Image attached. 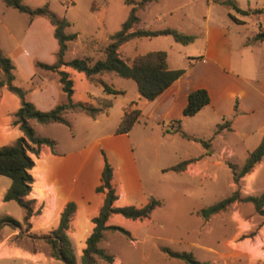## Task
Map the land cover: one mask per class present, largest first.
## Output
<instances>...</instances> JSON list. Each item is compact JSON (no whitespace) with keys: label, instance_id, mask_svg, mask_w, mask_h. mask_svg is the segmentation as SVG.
<instances>
[{"label":"rangeland","instance_id":"obj_1","mask_svg":"<svg viewBox=\"0 0 264 264\" xmlns=\"http://www.w3.org/2000/svg\"><path fill=\"white\" fill-rule=\"evenodd\" d=\"M223 1L158 0L137 12L138 28H169L196 37L188 45L175 43L170 36L139 38L118 50L128 63L138 55L165 52L170 69L185 70L173 89L147 101L139 96L132 80L103 75V81L121 93L109 96L112 106L96 119L68 113L65 118L69 126L29 122L36 135L55 142V153L44 148L37 164L45 173L46 183L53 185L58 204L67 198L78 205L68 231L76 264L93 227L89 216L101 203L100 194L96 195L94 189L99 184L102 153L115 168L124 206H144L150 196L162 202L148 220L129 221L120 216L110 219V225L129 233V237L119 232L104 233L99 247L113 257L112 264H184L166 256L162 248L191 252L197 261L207 264H264V217L252 204L236 202L207 220L199 215L201 209L236 190L241 198L264 192V157L237 184L233 176L264 136V42L244 46L247 40L252 42L256 33L264 31V14L243 16L221 5ZM233 1L242 10L264 8V0ZM23 3L31 9L47 5L55 16L70 23L65 33L77 37L68 44L66 62L102 60V49L130 11L124 0H23ZM29 20L27 15L6 7L0 0V49L15 66L14 86L23 90L26 100L31 102V93L40 84L41 74H52L56 79L57 76L34 67L44 55L39 49L41 45L33 42L32 33L28 35ZM204 40H228L231 61L227 71L204 58ZM30 73L36 77L32 79ZM73 81L77 102L83 99L94 102L92 97L106 96L100 86L87 82L79 73L74 74ZM200 88L207 91L210 103L196 115L184 117L187 95ZM61 94L56 86V103H65ZM20 105L16 95L7 93L0 104V123L14 119ZM135 108L140 117L131 131L116 135L122 115ZM176 121H180V129L187 135L205 141L212 139L210 154L181 173L167 169L201 157L206 150L199 143L173 133ZM223 122L227 127L215 135L217 126ZM15 139L0 135V148L12 146ZM29 198L36 201L35 208L42 207L41 214L30 219L29 228L23 223L24 210L15 202H6L7 206L0 210L9 211L21 223V229L8 226L0 229V250L4 252L0 264H64L51 257V249L43 239L57 223L41 224L45 203L31 194ZM10 248L24 251L23 257H19V251L12 257Z\"/></svg>","mask_w":264,"mask_h":264},{"label":"trees","instance_id":"obj_2","mask_svg":"<svg viewBox=\"0 0 264 264\" xmlns=\"http://www.w3.org/2000/svg\"><path fill=\"white\" fill-rule=\"evenodd\" d=\"M6 7L12 8L21 14H25L30 20L43 17L48 20L54 28L53 37L57 42L55 61L52 64L35 62L34 67L40 70L56 74L61 85V90L66 96V102L59 104L49 111L38 110L31 102L26 100V93L14 86L13 72L15 66L0 49V89L6 90L16 95L20 100V108L16 111L13 126H16L22 133L12 146L0 148V176L8 178L10 187L3 196V202H15L24 210L23 223L26 228L30 227V219L41 214L42 207L35 208L36 201L30 199L32 184L34 179L31 171L34 167V158H38L43 147H48L55 153V142L49 138L36 135L30 126V121H35L39 125L62 124L69 126L65 116L68 113H82L92 119H96L112 106L109 98H98L93 103L74 102L73 82L68 73L61 70L68 67L78 73L84 74L86 79L102 88L106 95L114 96L121 92L105 83L101 77L103 75H115L122 79L132 80L136 84L140 97L147 101H152L168 89L175 81L185 74V70H170L167 66V55L162 51H153L144 55L136 56L131 63L123 60L118 53L119 48L134 39L170 36L175 43L188 45L195 40V36L180 33L174 29L147 30L138 28L140 18L137 12L143 10L150 3L158 0H124V4L130 7L126 20L121 24L120 29L110 36L108 44L102 49L103 59L92 63L88 59H73L65 61L64 56L69 43L73 42L77 35L66 34L65 30L70 23L65 19H60L53 14L47 5L31 9L24 5L23 0H1ZM215 2V0H214ZM221 5L232 8L236 13L243 16L264 14V8L255 10H242L233 0H224ZM232 18V17H231ZM232 20L236 21L234 18ZM264 42V31H259L252 38V42L247 40L245 45L259 44ZM210 103V98L205 89H196L187 96V103L182 111L184 117L196 115L203 107ZM140 117V111L133 109L125 112L115 130L116 135L127 134ZM176 129L173 133L178 134L182 139L199 143L206 152L198 158L184 160L167 171L177 173L184 172L188 165L199 161L203 156L210 154V140H201L185 134L180 129V121H176ZM226 122L217 126L215 135L223 131L227 126ZM264 157V136L260 143L248 153L243 166L238 174L233 173L234 182L250 173L251 170L261 162ZM103 167L100 173L99 185L95 188V193L102 196V204L96 215L90 218L92 230L85 240V247L80 255L79 264H97L102 261L112 264L114 259L99 247L106 232H119L126 237L129 233L117 226H112L109 221L114 216L129 221H144L150 219L151 215L162 205L160 200L150 196L144 206H118L117 185L114 182V168L109 163L105 154L102 153ZM236 202H245L253 205L255 211L264 217V192L259 196L240 197L238 190L229 197L218 203L205 207L199 211V215L207 220L209 217L225 211ZM77 207L74 202H67L59 214L57 227L43 237L44 241L51 249V257L62 261L64 264H76L71 243L68 238V231L76 215ZM8 226L12 229H21V223L9 216L0 218V229ZM161 251L171 259H176L184 264H207L195 259L191 252H174L168 248Z\"/></svg>","mask_w":264,"mask_h":264},{"label":"crops","instance_id":"obj_3","mask_svg":"<svg viewBox=\"0 0 264 264\" xmlns=\"http://www.w3.org/2000/svg\"><path fill=\"white\" fill-rule=\"evenodd\" d=\"M3 29L6 33L10 34V31L8 30V28L6 26H3ZM53 31H54V28L50 25V23L48 22V20L46 18L38 17V18H35L33 20H29V22H28V35L32 33L31 35L33 37V42L38 44V45H41V48H39V49L41 50L42 54L44 55V58L42 59V61H39V62H42L45 64H52L55 61V52L57 51L58 46H57L56 40L53 37ZM204 42L206 45V51L204 53V58L206 57V58L210 59L220 69H222L223 71H227L230 67V61H231V59H230L231 54H230V48H229L228 40H204ZM244 46H246V45L244 44ZM21 47L24 48V44H22ZM67 49H68V46H67ZM20 59H22V58L20 57ZM33 65L31 67H33ZM167 66H168V64H167ZM168 69H170L169 66H168ZM61 70L69 74L70 79L73 82L72 100L74 102H77V99L75 97L76 91H75V84H74L73 79H74V74L78 73V72H76V71H74L68 67H62ZM170 70H176V69H170ZM79 74L84 76V74H82V73H79ZM29 76L33 79V77H36V74L30 73ZM104 76L101 77L102 80H103ZM84 78L87 82H89L85 76H84ZM178 81H179V79L177 81H175L165 91H169V90L173 89L175 87V85L178 83ZM91 84H93V83H91ZM56 86H57L58 91H60L61 85L58 81V77L56 79V77L53 76L52 74H49V75L48 74H45V75L41 74L40 84L37 85V87L31 93V103L40 111H49L52 108H54L55 106L59 105L60 102L56 103ZM101 91L103 92L102 88H101ZM61 92H62V90H61ZM7 93H10V92H8L6 90V88L0 89V104L1 105L6 100ZM61 97L63 99L65 98V102H66V96L64 93H63V96L61 94ZM92 98L95 99L94 102L90 101L89 99H83V102H81V103H93L94 104L96 102V99H98V98H109V95L97 96V97H92ZM62 102H64V101H61V104H63ZM13 120L14 119H12L8 123L7 122L0 123V135L2 138H6L8 136H15V138H16L15 140H17L18 138L22 137V133L18 130V128L16 126H12ZM44 148H46V147L42 148L40 156H41ZM33 160H34V167L31 171V174H32V177L34 179V182L32 184V190H31L30 194H31V196H33L37 200L44 201V203H45L44 212L42 213L39 222L41 224H46V223L51 221V222H54V224H56V223L58 224L59 214H60L62 208L64 207V205L67 202H70L71 200L66 198L63 201H61L60 204H58L57 195H56V192H55L53 185L46 183L45 173L42 170V168L37 164V158L33 157ZM102 167H103V160H102ZM102 167H101V170H102ZM101 170H100V173H101ZM256 172H257V169L255 170V174H256ZM99 178H100V176H99ZM114 182L117 185V192H118L117 205L118 206H124L125 204L121 203L122 194L120 192L119 183L116 181L115 168H114ZM10 184H11V182L8 178L0 176V210L7 206V203L3 202V196L6 193V191L8 190V188L10 187ZM94 192H95V189H94ZM96 195H98V194H96ZM99 196L101 199V203H100V205L97 206V210L94 211L95 213L90 215L89 218H91L97 214L99 207L102 204V196L101 195H99ZM76 207L78 209L77 202H76ZM0 214H1L0 218L5 217V216H9L12 218V215L9 211H6V210L0 211ZM18 222H20V221H18ZM18 251L20 252L19 257H23L22 253H24V251H22V250L15 249V248H10L8 250V252L10 253V255H12V257L14 255H16V253ZM1 254H4V252H2L0 250V255Z\"/></svg>","mask_w":264,"mask_h":264},{"label":"bare ground","instance_id":"obj_4","mask_svg":"<svg viewBox=\"0 0 264 264\" xmlns=\"http://www.w3.org/2000/svg\"><path fill=\"white\" fill-rule=\"evenodd\" d=\"M41 180H42V179H41ZM36 186H37V185H36ZM41 188H42V187H41ZM36 191H37V190H36ZM36 191H35V192H36Z\"/></svg>","mask_w":264,"mask_h":264}]
</instances>
